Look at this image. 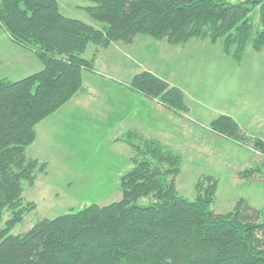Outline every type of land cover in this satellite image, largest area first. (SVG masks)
Segmentation results:
<instances>
[{
    "label": "trees",
    "instance_id": "obj_1",
    "mask_svg": "<svg viewBox=\"0 0 264 264\" xmlns=\"http://www.w3.org/2000/svg\"><path fill=\"white\" fill-rule=\"evenodd\" d=\"M81 1L90 5L77 9L100 29L64 16L56 0H0V30L42 65L20 80L0 77V264H264V210L239 199L231 211L216 214L219 180L210 175L197 179L194 200L181 196L182 155L135 130L113 141L133 153L119 178V201L40 219L10 234L36 209L24 200L23 186L32 187L47 169L28 153L37 125L82 89L83 72L98 75V52L83 58L89 45L129 46L137 36L172 47L198 40L221 44L238 66L248 48L264 49V0ZM114 82L175 116L189 112L184 92L151 72ZM207 129L264 158V140L246 135L231 116L219 115ZM240 177L263 178L264 160ZM141 198L152 202L141 205Z\"/></svg>",
    "mask_w": 264,
    "mask_h": 264
},
{
    "label": "rangeland",
    "instance_id": "obj_2",
    "mask_svg": "<svg viewBox=\"0 0 264 264\" xmlns=\"http://www.w3.org/2000/svg\"><path fill=\"white\" fill-rule=\"evenodd\" d=\"M56 2L64 16L96 29L102 27L77 9L90 5L89 2ZM95 50L98 52L95 65L98 75L83 73L82 96L85 98L86 91L95 89L92 92L97 94L94 104L100 107L101 115L92 118L91 115L98 112L88 110L91 114L81 116L82 109H70L71 104L67 102L37 125V137L28 153L47 163V169L45 174L37 176L32 187L23 186L24 200L33 202L36 209L28 213L10 234H22L40 219L51 220L91 204L106 206L120 200L119 178L130 169L133 153L126 144H113L112 141L120 138L129 127L121 128L123 124L113 127V118H105L109 113L106 112L108 107L102 111L103 107L109 106L106 89L103 84L99 89L95 83L99 80L109 84L113 80L125 83L141 71H149L187 92L184 95L189 112L180 119L179 127L177 118L163 125L166 140L173 142L170 145L183 157L182 172L176 179L177 192L194 200L197 179L201 175H210L219 180L212 207L216 214L231 211L239 199L264 210V177L248 180L240 177L246 168L261 163L263 156L207 129L213 119L228 115L246 135L264 140V49L255 53L248 48L239 66L222 54L221 44L211 46L198 40L172 47L165 42L137 36L129 46L113 43L103 50L89 45L83 58L88 60ZM35 72L38 70L30 68L22 77L10 80H20ZM107 94H110L109 90ZM83 104L87 106L86 101ZM209 135L215 143L207 139ZM138 202L147 205L152 201L141 198Z\"/></svg>",
    "mask_w": 264,
    "mask_h": 264
},
{
    "label": "crops",
    "instance_id": "obj_3",
    "mask_svg": "<svg viewBox=\"0 0 264 264\" xmlns=\"http://www.w3.org/2000/svg\"><path fill=\"white\" fill-rule=\"evenodd\" d=\"M30 68H32L33 71L35 69L39 71L41 70L42 65L34 57V55L13 44L5 35V33L0 30V77L7 79L19 76L22 77L21 75H23V73H25L26 71H29ZM93 81L97 80L93 78ZM114 81L115 80L112 81V84L106 83L105 81L101 80H99L100 84L98 82L95 83L96 87L99 86V89L102 87V84L103 86H105V96L108 97V100L105 101L109 106L103 107L102 111L105 110L106 107H108V110H106V112L109 113L105 118H113L112 126L115 127L116 124H123L121 128L124 127L125 129H127L129 127V129H127L126 131L135 130L141 133L146 138L157 139L162 143L171 146L170 143L173 142L166 140V138L168 137H166L167 135H165L163 125L164 123H169L178 119L177 125L179 127V123L181 122L180 119L183 118L175 116L172 112L156 104L154 101L135 96L131 92L117 85ZM94 90L95 89L90 92L86 91L87 94L84 98L82 96V93L84 92L82 82V90L68 102V104H71L69 105V108L75 111H80L82 109V111L80 112L81 116L91 114L90 112H88V110H93L92 112H98V114H92L91 117L98 118V116L101 115V110L99 106H96L94 104L95 96L97 95H94L92 93ZM107 90H109L110 94H107ZM181 90L185 92L183 88ZM185 94H187V92H185ZM84 101H86L87 106H83ZM193 133L196 134V132ZM207 139L213 141L212 136L210 135ZM213 143H215V141H213ZM171 147L174 148L173 145ZM174 149L176 150V148Z\"/></svg>",
    "mask_w": 264,
    "mask_h": 264
}]
</instances>
